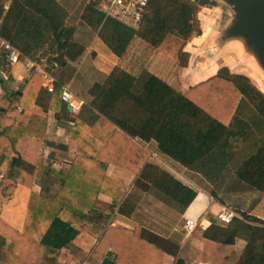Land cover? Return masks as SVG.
Here are the masks:
<instances>
[{"label": "trees", "instance_id": "1", "mask_svg": "<svg viewBox=\"0 0 264 264\" xmlns=\"http://www.w3.org/2000/svg\"><path fill=\"white\" fill-rule=\"evenodd\" d=\"M3 4L0 0L1 36L24 56L38 62L47 58L55 73L85 54L87 45L74 37L76 27L67 25L65 9L56 0H47V6L37 0H12L6 11ZM102 5L103 0H90L81 15V24L96 33L95 64L108 72L88 89L82 108L88 119L70 114L59 85L53 93L43 91L38 74L19 90L10 89L3 77L10 62L0 49V86L5 89L0 91V213L18 185L33 188L37 172H53L58 191L53 197L32 191L26 218L53 264H59L62 250L77 241L86 243L89 264H100L107 256L114 264H150L156 255L161 264L165 250L139 226H107V216L95 207L100 193L109 194L119 185L107 175L108 165L138 176V182L182 207L195 200L194 186L150 156L146 147L153 145L164 159L205 178L212 185L211 195L222 204L223 190L261 195L248 209H237L240 216L230 223L208 213L216 226L233 229L236 239L204 237L196 260L264 264V92L226 68L182 92L145 68L133 72L118 64L139 38L187 66L190 55L185 47L203 34L199 5L193 0H151L136 29L107 16ZM50 110L59 120L73 122L69 130L76 143L75 157L58 171H52L41 151L45 141L56 146L46 140L44 130ZM239 152L245 154L237 161ZM64 211L68 219L61 217ZM2 239L0 226V264H5L14 248L5 247ZM239 239L245 241L242 249Z\"/></svg>", "mask_w": 264, "mask_h": 264}, {"label": "crops", "instance_id": "2", "mask_svg": "<svg viewBox=\"0 0 264 264\" xmlns=\"http://www.w3.org/2000/svg\"><path fill=\"white\" fill-rule=\"evenodd\" d=\"M37 1L42 3L43 6H47V0ZM89 1L90 0H56V2L65 9L64 15L67 25L76 27L74 37L80 39L87 45V53L93 52V46L96 40V33L92 32L87 26L81 24L82 12ZM200 8L198 18L203 23V25H201L203 34L193 37L186 45V51L190 52L187 66H179L173 58L151 48L139 38L133 40L125 57L118 61V64L133 72L137 71L139 66L140 69L145 68L182 92L188 91L190 87L217 74L219 67H210V69L208 67L217 61L216 58H211L209 65L208 62L204 60V62H206L205 64L201 62V65L195 66V60L198 59L200 62V59L197 58V54H206L204 49L209 48L211 39L213 38L210 37L207 39L204 34L206 28L210 26L206 18L207 15L205 10H207L206 8H218V6L213 7L205 5ZM221 19L222 15L217 14L215 22L219 24ZM219 27L217 26L216 30H218ZM190 44L196 45L193 53L188 48L191 46ZM228 47L235 48L234 51L242 62H250L253 71L264 81V73H262L255 62L244 56L242 49L238 45L232 44ZM228 47H226V49ZM229 52H231V50ZM217 54L219 60L221 56L219 53ZM214 55L216 54H212L211 57H214ZM84 58V61L83 59L78 60L81 66L79 64L78 66L75 65L78 61H71L66 66L59 68L60 73L58 77L62 82L70 83L75 94L79 98L84 99L87 104L89 99V87L95 81L104 80L108 72L97 66L95 60H93V63L89 64L85 61L87 58ZM72 69L74 72L67 76L69 70ZM94 74L98 79H94ZM3 77L7 81L6 85L10 89L19 90L24 87L27 79H25L23 62L17 60L10 63V69L3 73ZM260 90L264 92L262 87H260ZM0 91H5L3 85L0 86ZM43 91L46 90L44 89ZM42 103L45 105L47 104L46 101ZM83 106L76 113L70 112V114L72 116L82 115V117L88 119V113L82 110ZM72 125L73 122L70 120H59L54 111L50 110L48 112L47 125L44 129L46 140L53 142L56 146L49 145L47 141H45L42 144L41 151L47 156V162L51 166L52 171H58L62 167L68 165L76 155V143L71 139L69 130ZM146 150L150 153V156L154 155L172 168L183 181L186 179L187 181H195L191 175L194 173H191V171L181 167L172 160L164 159L155 151L156 149L153 145H147ZM40 172L44 173L47 175V178H49L48 180L50 182H47V188L43 187L38 180L33 188L18 185L11 200L2 207L0 213V217L3 221V224L0 223L2 240L5 247L8 249L14 248L12 257L5 259V264H53V261L47 257V252H44L45 249L40 245L39 241H37L38 239L34 238L35 229L31 223L26 225L32 191L46 193L48 196L53 197L59 189V181L53 172ZM107 175L112 178V180L117 181L119 185L115 188H111L109 194L100 193L95 207L99 212L107 216V226L113 225L131 230L139 226L144 235L152 238L165 250V254L161 259V264H178L179 260H187L192 262V264H211L208 261L196 260L197 254L203 249V238L209 237L222 240L233 236L234 240L236 239L233 229L216 226L211 219L206 217L208 213H213L215 217L218 218L217 214L222 210L224 204L216 200L211 195L209 188L205 186L203 187L196 183V185L199 186H197V188L194 187L198 192L195 200L188 207H182L175 201L159 193L152 186L138 182V176L133 177L121 173L114 165L107 166ZM183 178L186 179L184 180ZM114 196L120 197V200L116 202L113 198ZM61 217L63 219H68V212L64 211ZM187 219H193L197 223L196 228L192 232L188 231L185 226ZM95 240L96 238L94 241ZM36 243L39 244V246ZM244 245V240H237L239 249H242ZM86 246L84 241H77L75 244L71 245V247L64 248L58 258V263H76L78 261V256H81L83 253H89ZM144 259L146 260L145 257ZM159 259L160 257L156 255L154 258H150L149 262L150 264H160Z\"/></svg>", "mask_w": 264, "mask_h": 264}, {"label": "built area", "instance_id": "3", "mask_svg": "<svg viewBox=\"0 0 264 264\" xmlns=\"http://www.w3.org/2000/svg\"><path fill=\"white\" fill-rule=\"evenodd\" d=\"M151 0H103L102 7L106 11V15L113 17L129 27L138 28L145 17L148 6ZM12 0H5L3 7L8 10L11 6ZM1 21V20H0ZM0 49L6 52L7 60L13 63L21 60L25 69V79H30L33 75L38 74L41 78V86L48 92L53 93L58 85L61 88L62 100L68 105L71 113H76L80 108L86 104V101L79 98L70 83L61 82L47 66V58H42L38 62L29 57L24 56L20 50L15 47L11 42L1 36L0 33ZM218 218L225 222L230 223L234 217L239 216L230 207L224 206L217 214ZM196 221L187 219L185 226L188 231L192 232L196 228ZM97 242V239L95 240ZM74 264H89L88 257L79 259Z\"/></svg>", "mask_w": 264, "mask_h": 264}, {"label": "rangeland", "instance_id": "4", "mask_svg": "<svg viewBox=\"0 0 264 264\" xmlns=\"http://www.w3.org/2000/svg\"><path fill=\"white\" fill-rule=\"evenodd\" d=\"M200 7L201 6H199V9H201ZM228 7L225 4L220 3L218 5V8H211V9L206 8L207 9V10H205L206 11L205 13L207 15L206 18H207L208 23L210 24V26H208V28H206V31L204 33L206 35L207 39H209L210 37L214 36V34L217 31L216 30L217 26L218 27L221 26L222 22L225 20V18L227 16L226 14L229 12V8H230V7L229 8ZM217 14L222 15V19L220 20L219 24H217L215 22ZM201 25H203L202 22H201ZM215 25H216V27H215ZM204 27H205V25H204ZM195 46L196 45H191V46L188 47L189 50H191L192 53L195 50ZM234 49L235 48H233V47H231V48L228 47L227 49L225 48L224 50H220V52H218V53L221 56V58L218 60V58H219L217 56L218 54L214 55V57H211L212 56V52L209 50V48H206V49H204L206 51V54H204V55L197 54V58L200 59V62L198 61V59L195 60V66L201 65L202 64L201 62H203L204 64L206 62H208V65H209L210 62H211L210 59L211 58L212 59L216 58L217 61L214 62L213 64H211V66H208L209 69H210V67H216V68L219 67L218 68L219 70H221V69L223 70L224 68H226V69L229 70L230 73L236 74V75H239V76H245V77L249 78L259 88L262 87L264 89V81L262 80V78L260 79L259 75H256V73L253 71L251 63L248 62V61L242 62L239 59L238 55H236ZM230 50H231V52H229ZM189 55H190V52H189ZM84 57L87 58L85 60V61H87V63H89V64L93 63V60H94L93 52H89V53L85 52V54H83V56L79 60L83 59V61H84V59H85ZM204 60L206 62H204ZM208 60H210V61H208ZM69 62H71V61H69ZM78 64L80 65L81 63H79V61H78V63L77 62L75 63V65H77V66H78ZM47 66L50 67L49 64H47ZM139 67H138V69H139ZM55 70L56 71L53 74L59 79V77H58V75L60 73L59 72V68L57 67ZM219 70H217V71H219ZM73 72H74L73 69L69 70V73H68L67 76L71 75V73H73ZM94 79H98L97 77H95V74H94ZM243 154H245V153L244 152H239V156H238V160L237 161H239L240 158L242 156H244ZM191 173H194V174H191V175L193 176V179L195 181H187L186 178H185L186 180L183 178L187 183L191 184L195 188H197V186H199V185L203 186V187L205 186V187H207L209 189L212 188V185H210V183L207 180H205V178L201 177L199 174H197L195 172L191 171ZM37 177H38L37 178L38 182L41 183V185L43 187L47 188V184L50 182L48 180L49 178H47V175H45L44 173L39 171ZM52 178H54V177H52ZM196 183H198L199 185H196ZM221 196L225 200V204L223 206L230 207L231 209H233L240 216V214L237 212L238 211L237 209H242V210L243 209L244 210L248 209L251 205H253L260 198L261 195L258 192H255V191L236 192L235 190H231V191L223 190L221 192ZM89 254L90 253H88V252L87 253H83V254H81V256H78L77 260L87 258L89 256Z\"/></svg>", "mask_w": 264, "mask_h": 264}, {"label": "water", "instance_id": "5", "mask_svg": "<svg viewBox=\"0 0 264 264\" xmlns=\"http://www.w3.org/2000/svg\"><path fill=\"white\" fill-rule=\"evenodd\" d=\"M200 6L217 7L220 3L229 8L225 20L211 39L209 50H220L236 44L244 56L251 59L264 73V0H193ZM100 264H114L105 257Z\"/></svg>", "mask_w": 264, "mask_h": 264}]
</instances>
